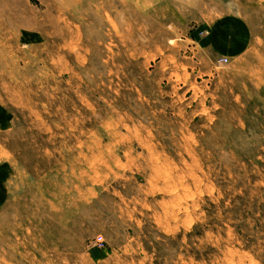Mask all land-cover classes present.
<instances>
[{
	"label": "rangeland",
	"instance_id": "374dc122",
	"mask_svg": "<svg viewBox=\"0 0 264 264\" xmlns=\"http://www.w3.org/2000/svg\"><path fill=\"white\" fill-rule=\"evenodd\" d=\"M0 264H264V0H0Z\"/></svg>",
	"mask_w": 264,
	"mask_h": 264
},
{
	"label": "built area",
	"instance_id": "2783aa9c",
	"mask_svg": "<svg viewBox=\"0 0 264 264\" xmlns=\"http://www.w3.org/2000/svg\"><path fill=\"white\" fill-rule=\"evenodd\" d=\"M226 59H224V61H225Z\"/></svg>",
	"mask_w": 264,
	"mask_h": 264
}]
</instances>
